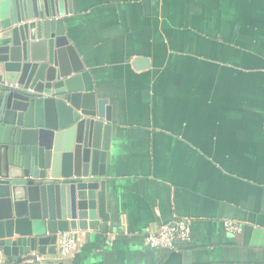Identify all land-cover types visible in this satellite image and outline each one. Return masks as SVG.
<instances>
[{
  "label": "crops",
  "instance_id": "crops-1",
  "mask_svg": "<svg viewBox=\"0 0 264 264\" xmlns=\"http://www.w3.org/2000/svg\"><path fill=\"white\" fill-rule=\"evenodd\" d=\"M71 8L65 35L111 107L109 220L83 232L76 251L47 259L264 264V246L243 245L224 227L264 230V0H71ZM179 220L187 243L146 245L147 233Z\"/></svg>",
  "mask_w": 264,
  "mask_h": 264
},
{
  "label": "water",
  "instance_id": "water-1",
  "mask_svg": "<svg viewBox=\"0 0 264 264\" xmlns=\"http://www.w3.org/2000/svg\"><path fill=\"white\" fill-rule=\"evenodd\" d=\"M71 12V0H0V249L9 263L55 256L58 233L109 220L111 107L65 35ZM241 239L264 246V230L243 225Z\"/></svg>",
  "mask_w": 264,
  "mask_h": 264
},
{
  "label": "built area",
  "instance_id": "built-area-1",
  "mask_svg": "<svg viewBox=\"0 0 264 264\" xmlns=\"http://www.w3.org/2000/svg\"><path fill=\"white\" fill-rule=\"evenodd\" d=\"M224 227L233 235H239L242 232V226L232 221H225ZM81 236H83V232L80 231L58 233L56 237L57 254L63 257L76 251L79 247ZM189 239L190 229L187 223L179 220L172 224L161 225L158 230L147 233L145 242L151 249L173 251L178 244L187 243ZM23 259L20 263H9L0 249V264H45L47 256L33 253Z\"/></svg>",
  "mask_w": 264,
  "mask_h": 264
}]
</instances>
